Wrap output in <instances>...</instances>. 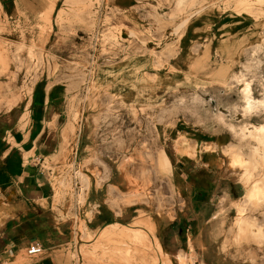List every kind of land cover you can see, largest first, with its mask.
<instances>
[{
  "label": "rangeland",
  "instance_id": "rangeland-1",
  "mask_svg": "<svg viewBox=\"0 0 264 264\" xmlns=\"http://www.w3.org/2000/svg\"><path fill=\"white\" fill-rule=\"evenodd\" d=\"M10 1L0 0V82L18 108L0 109L3 124L19 117L32 143L45 124L41 97L53 98L54 122L43 131L63 139L62 150L88 152L87 167L93 177L101 173L114 213L132 203L140 216L134 228L116 223L95 237L78 220L86 243L68 250L73 264H173L142 214L180 208L171 165L161 160L196 153L218 167L212 175L239 181L233 208L210 230L217 260L264 264V0H19L13 12ZM10 46L34 62L14 68ZM30 65L36 82L23 74ZM46 160L51 181L87 190L82 164ZM238 166L246 180L235 178ZM199 228L207 244L201 224L175 264H195V254L205 264L207 249L191 244Z\"/></svg>",
  "mask_w": 264,
  "mask_h": 264
},
{
  "label": "crops",
  "instance_id": "crops-1",
  "mask_svg": "<svg viewBox=\"0 0 264 264\" xmlns=\"http://www.w3.org/2000/svg\"><path fill=\"white\" fill-rule=\"evenodd\" d=\"M10 2L11 8H7L13 12V2L19 3V0ZM11 47L14 46L9 49L12 50L14 68L24 60L34 62V58L18 59ZM33 71L35 70L30 65L23 74L28 78L35 77L33 80L36 82ZM1 76L4 75L0 74ZM33 87L34 85L27 90L31 91ZM7 89L11 90L0 82V98H3L0 101V109H17L12 103L18 97L3 96L7 94ZM52 99H48L45 94L41 97L40 107L45 124L30 144L28 134H23L20 129L26 122H19L18 117L10 124H3L0 118V198H3L0 201V264H73L68 250L77 252L78 247L86 243L81 240L77 230L80 226L77 224L78 220L83 221L86 235L95 237L103 228L116 223L134 228L131 226L140 218L132 203H119L122 206L118 204L119 213H114L108 206L105 199L109 189L107 190L106 182H98L101 173H97V177L91 175L92 171L87 167L88 152L85 149L78 152L74 150L73 153L62 150L60 148L64 140L59 143L50 130L43 131L54 122L55 107ZM7 100H10L11 105L3 107ZM27 107L25 108L31 111V102ZM47 114L49 120L46 118ZM4 130L7 134L3 136L1 133ZM49 157L57 162L61 161L63 165L70 163L72 169L75 165L82 164L81 168L89 179L87 190L83 189L79 182L69 184L51 181L52 169L46 166V159ZM169 157L173 173L171 179L178 186L176 194L181 206L173 209L172 214L167 210L159 214H142L152 225L151 239L175 264V256L178 253L186 256V240L189 234L202 224L207 235L208 256L205 264H229L217 260L219 246L212 240L210 230L214 229L221 214L233 208L230 201L238 198L236 185L239 181H233L229 177L222 179L218 174L212 175L211 171L215 170L214 173H217L218 167L207 163L204 153L200 156L196 153L193 159L188 160L178 159L172 154H169ZM200 157L202 159L198 160ZM109 188L111 193L115 189L113 184H110ZM80 194H85L84 199H78ZM201 211L205 213L201 214ZM221 211L223 213H220ZM32 242L39 244L41 252L37 255H26L25 258L23 251ZM201 260L202 257L195 254V264Z\"/></svg>",
  "mask_w": 264,
  "mask_h": 264
},
{
  "label": "bare ground",
  "instance_id": "bare-ground-1",
  "mask_svg": "<svg viewBox=\"0 0 264 264\" xmlns=\"http://www.w3.org/2000/svg\"><path fill=\"white\" fill-rule=\"evenodd\" d=\"M252 102H254V101L251 98L248 97L246 104L249 107H251L250 103H252ZM161 161H162V165H163L164 168H167L169 165H171V160L169 159V156H167V155H164V157H163V159ZM234 163L237 164V165H240L242 163V161L241 160H236V161H234ZM234 176L238 180H246V178H247L245 170L243 169L242 166L236 167ZM191 244H192V248L198 250L200 253H203V251L206 250V242H205V240L203 238V229L202 228H199L195 232V234H194V236L192 238Z\"/></svg>",
  "mask_w": 264,
  "mask_h": 264
},
{
  "label": "built area",
  "instance_id": "built-area-1",
  "mask_svg": "<svg viewBox=\"0 0 264 264\" xmlns=\"http://www.w3.org/2000/svg\"><path fill=\"white\" fill-rule=\"evenodd\" d=\"M38 162H39V160L36 161V163H38ZM40 252H41V247L36 242H32L31 244H29V246L25 250L26 255H37Z\"/></svg>",
  "mask_w": 264,
  "mask_h": 264
}]
</instances>
